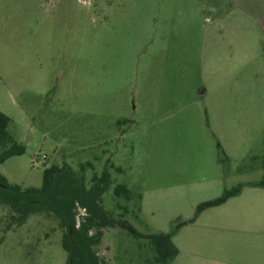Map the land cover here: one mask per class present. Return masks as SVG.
Returning a JSON list of instances; mask_svg holds the SVG:
<instances>
[{"label": "rangeland", "instance_id": "1", "mask_svg": "<svg viewBox=\"0 0 264 264\" xmlns=\"http://www.w3.org/2000/svg\"><path fill=\"white\" fill-rule=\"evenodd\" d=\"M174 1L0 0V110L26 145L0 166L10 183L40 186L45 167L65 162L88 184L109 171L104 208L149 234L170 232L226 188L263 179L264 58L252 111L227 112L209 98L178 111L162 87ZM119 183L131 199L114 194ZM11 215L0 204V264H66L54 215L20 225ZM103 233L95 250L109 264H152L147 239L118 226ZM175 241L183 259L190 247L202 252L187 229Z\"/></svg>", "mask_w": 264, "mask_h": 264}, {"label": "crops", "instance_id": "2", "mask_svg": "<svg viewBox=\"0 0 264 264\" xmlns=\"http://www.w3.org/2000/svg\"><path fill=\"white\" fill-rule=\"evenodd\" d=\"M174 2L162 87L169 86L177 110L209 98L227 112L232 106L252 111L259 100L258 60L264 58V0ZM168 68L174 75L169 81ZM212 110L206 105L207 114ZM246 182L238 195L179 229L173 237L179 253L170 264H264V185ZM185 229L188 241L201 240L203 247H190L183 259L175 240ZM192 232L200 240L189 237Z\"/></svg>", "mask_w": 264, "mask_h": 264}, {"label": "trees", "instance_id": "3", "mask_svg": "<svg viewBox=\"0 0 264 264\" xmlns=\"http://www.w3.org/2000/svg\"><path fill=\"white\" fill-rule=\"evenodd\" d=\"M10 123V116L0 110V166L11 157L26 151V145L11 135ZM222 159L220 156V160ZM111 184L109 171L105 170L101 175L95 174L88 184L85 174L66 162L45 167L40 186L10 183L0 173V204L10 208L12 221L19 225L25 223L31 214L54 215L63 229L62 246L67 252L66 264H109L97 253L95 246L101 242L104 228L116 226L127 230L136 238L147 239L154 253L152 264H170L179 253L173 242L179 229L195 221L204 210L221 205L238 195L245 185L239 183L226 188L215 198L201 201L194 216L179 223L175 220L170 232L144 234L127 220L116 218L104 208L102 196ZM256 185L263 186L264 177ZM113 192L126 199H131L133 195L132 189L125 183L116 184ZM80 209L85 210L83 215H80Z\"/></svg>", "mask_w": 264, "mask_h": 264}, {"label": "built area", "instance_id": "4", "mask_svg": "<svg viewBox=\"0 0 264 264\" xmlns=\"http://www.w3.org/2000/svg\"><path fill=\"white\" fill-rule=\"evenodd\" d=\"M81 210H82V212H83L82 214H84V213H85V210H84V209H81Z\"/></svg>", "mask_w": 264, "mask_h": 264}]
</instances>
